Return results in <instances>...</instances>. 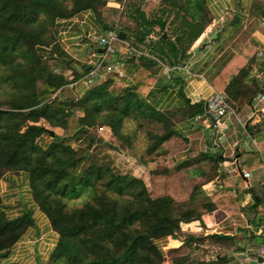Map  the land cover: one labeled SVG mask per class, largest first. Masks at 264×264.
<instances>
[{"label": "trees", "instance_id": "1", "mask_svg": "<svg viewBox=\"0 0 264 264\" xmlns=\"http://www.w3.org/2000/svg\"><path fill=\"white\" fill-rule=\"evenodd\" d=\"M107 1L0 0V182L8 174H19L30 196L27 202L17 199L20 208L10 214L11 204L4 203L0 192V264H21L12 254L18 242L38 230L35 208L55 235L46 264H162L166 254L159 242L177 238L181 224L201 221L204 213L219 208L232 213L241 208L245 193L253 200L241 209L263 202L256 199L253 187H242L239 176L231 179L218 171L220 151L188 155L173 167L202 177L185 200L170 194L152 196L143 178L119 173L106 163L86 165L90 151L101 141V127H108L129 149H136L134 140L140 132L146 141L141 163L147 164L164 158L168 142L179 137L176 115L191 119L206 108L200 101L179 111H162L151 106L144 93L153 81L146 72L155 59L173 66L189 55L209 21L207 0H160L151 15L129 0L134 27L123 31H128L130 46L152 57L140 55L141 66L131 85L109 76L80 95L70 89L83 73L72 68V59L59 44L61 22L86 10L100 15ZM262 14V3L252 0L249 16ZM156 28L157 39L150 44ZM255 48L251 41L243 49L248 57L236 54L222 67L212 78L216 90L223 82L230 99L243 93ZM253 84L256 91L261 88L256 80ZM127 123L133 128H126ZM254 155H244L241 167ZM215 177L221 178V186L205 194L203 183ZM188 239L226 245L231 237L213 232ZM172 262L205 264L188 255L173 256Z\"/></svg>", "mask_w": 264, "mask_h": 264}, {"label": "crops", "instance_id": "2", "mask_svg": "<svg viewBox=\"0 0 264 264\" xmlns=\"http://www.w3.org/2000/svg\"><path fill=\"white\" fill-rule=\"evenodd\" d=\"M259 1L262 3L263 14L250 17L252 0H207L209 21L183 62L172 66L155 59V63L147 68L146 73L152 75L153 81L145 89L144 97L156 109L179 111L189 103H206L214 93L225 96L233 107L234 114H229L223 119L220 130L213 129L202 119H183L176 115L179 137L171 139L166 147L171 151L170 144L182 142L179 148V162L189 155L186 151H220L222 161L219 162L218 171L226 173L231 179L239 176L243 181L242 187H253L256 199L261 197L263 200L255 208L241 209L253 200L250 193H245L239 204L241 208L232 213L219 208L204 213L201 221L181 224V232L177 238L167 237L159 242L164 252H171L168 255L165 253L166 259L162 264H174L172 257L177 255H188L204 261L205 264H264V100L260 97L264 81L256 80L261 86L256 91L253 84L255 79L249 77V73L254 69L264 74V0ZM118 7L117 2H107L100 15L95 11L86 10L61 22L57 34L59 44L72 59V68L78 73H83L70 86L76 95L82 94L92 83L109 76L125 85H131L141 66L140 55H149L146 50L138 51L129 45L126 38L128 31H123V28L121 32L125 36L117 43L115 51L107 56L103 54L98 38L101 33L112 28L116 16H120V13L115 14ZM130 24L132 22L128 20L124 28L131 30L133 26ZM154 33L153 31L151 34L150 44L157 39V34ZM251 41L256 46L254 61L243 82V93L233 100L225 93L223 82L220 83L219 91L214 88L212 78L234 55L240 53L244 57L247 56L243 49L249 48ZM97 66L100 67L98 74L91 82H87L88 72ZM70 73L68 70L67 74ZM233 75L232 72L231 77ZM248 153L255 155L250 157L246 166L241 167L240 164L246 160L243 156ZM239 170L250 172V177L241 176ZM196 177L202 181V177ZM221 183V178L215 177L204 182L202 189L209 195L219 188ZM232 190L236 189L232 187ZM37 224L38 230H32L33 235L17 243L12 254L13 260L21 264H26L28 259L30 264H46L47 259L32 252L39 238L37 236L45 232V228L42 229L38 221ZM47 226L49 227L48 224ZM46 232L48 233V230ZM213 232L229 235L231 239L226 245L212 244L208 240H186L188 235L204 237ZM53 236L55 242V235ZM31 238L33 239L30 241ZM257 256L263 258L258 260Z\"/></svg>", "mask_w": 264, "mask_h": 264}, {"label": "rangeland", "instance_id": "3", "mask_svg": "<svg viewBox=\"0 0 264 264\" xmlns=\"http://www.w3.org/2000/svg\"><path fill=\"white\" fill-rule=\"evenodd\" d=\"M114 1L119 2L122 7L116 8L117 11L115 14L117 15L120 13V16L119 14L116 16L117 19L113 22L111 27L117 25L124 28V24L128 23L129 20V0ZM107 2L113 1L108 0ZM132 2L141 4V7L148 15L153 14L160 6V0H132ZM130 25L134 27L133 23ZM157 32L158 28H156L154 34H158ZM126 128L132 129V123H127ZM98 132L101 141H99L90 151L89 161H87L86 165L92 161L97 164L106 163L119 173L131 174L143 178L152 196L170 194L177 200H185L188 197L194 183L199 181L198 178L195 175H192L187 169H181L179 171L173 170V167L180 161L179 159H181V151H179V148L182 142H178V144H170L171 151H168L167 155L164 158L162 157L159 159L157 162L149 161L147 164H142L141 161L143 159L141 157L143 156L142 152L146 141L143 139L140 132L137 133L134 140L136 149H129L124 143H121L111 134L108 127H101L98 129ZM186 152L193 157L200 151ZM200 166L204 169L207 168V164L205 163H201ZM164 167L170 169L171 172L168 174H154L151 172V169ZM26 185L27 184H25V181L21 176H19V174H14V176H10V174H8L6 177L2 178L0 182V192L4 203L11 204L8 209L10 214L16 213L20 208L17 199L22 198L25 202L30 199V196L26 191ZM34 214L40 227L42 229L45 228V232L48 230V233L52 234L53 232L49 231L50 227L47 226L48 222L40 210L35 208ZM45 232L39 233L37 236L39 238L35 242L36 245L32 249V252L34 254L37 253L41 258L46 260L48 252L53 246L54 233L51 235ZM30 235H33L32 232H30L29 236ZM32 239L33 238H31L30 241ZM165 253L168 255L171 252L167 251ZM24 260H26V258H24ZM25 263L30 264L31 262L28 259Z\"/></svg>", "mask_w": 264, "mask_h": 264}, {"label": "built area", "instance_id": "4", "mask_svg": "<svg viewBox=\"0 0 264 264\" xmlns=\"http://www.w3.org/2000/svg\"><path fill=\"white\" fill-rule=\"evenodd\" d=\"M113 2H117L111 0ZM119 7L121 8L119 2H117ZM121 27L115 25L114 27L104 31L99 35L98 43L102 48L103 54L105 56L113 53L115 51V47L119 41H121V37L119 32L121 31ZM100 68L99 66L93 67L87 75V82H91V80L98 74L97 70ZM264 74L260 70H253L249 73V77L255 80H259L261 82L264 81ZM262 100H264V86L262 88V93L260 94ZM229 114H234V109L231 104L226 100L225 96L222 94L214 93L212 97L206 102V108L204 113L196 116L198 119H202L204 122H208L211 127L215 130H220L223 125V119ZM250 172L244 171L243 176L245 178L250 177ZM264 252V249H262Z\"/></svg>", "mask_w": 264, "mask_h": 264}, {"label": "water", "instance_id": "5", "mask_svg": "<svg viewBox=\"0 0 264 264\" xmlns=\"http://www.w3.org/2000/svg\"><path fill=\"white\" fill-rule=\"evenodd\" d=\"M119 35H120L121 38H123L125 36V34L123 32H121V31L119 32ZM239 173H240L241 176H243V172L241 170H239ZM257 258H258V260H261V258H263V257L257 256Z\"/></svg>", "mask_w": 264, "mask_h": 264}]
</instances>
